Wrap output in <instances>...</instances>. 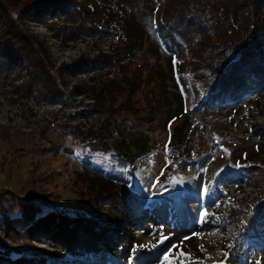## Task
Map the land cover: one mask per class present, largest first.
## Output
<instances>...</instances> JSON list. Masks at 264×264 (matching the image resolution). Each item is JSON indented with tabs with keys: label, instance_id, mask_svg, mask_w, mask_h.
I'll use <instances>...</instances> for the list:
<instances>
[{
	"label": "rangeland",
	"instance_id": "rangeland-1",
	"mask_svg": "<svg viewBox=\"0 0 264 264\" xmlns=\"http://www.w3.org/2000/svg\"><path fill=\"white\" fill-rule=\"evenodd\" d=\"M30 1L0 0V5L17 18ZM169 4L162 0L161 15ZM229 5L237 9L232 1ZM23 23L48 46L56 67L115 55L123 47L115 45L113 35L87 34L85 24L69 16L26 18ZM235 24L245 35L242 18ZM195 40L222 43L223 38L211 34ZM216 51L208 47L200 54L212 56ZM193 52L185 45L182 52L158 56L145 43L132 57L115 56L120 64L129 63L124 74L106 66L64 71L58 76L67 94L56 100L46 96L42 83L39 96L35 95L29 89L34 72L20 73L11 68L15 59L12 65L4 59L0 65V208L33 198L48 208L78 209L114 223L128 220L130 235H126L135 247L172 241L153 260L167 257L173 264H218L224 259L237 264L232 258H238L239 264H264V223L246 226L238 211L259 192L254 185L259 172L252 174L250 167L264 163L260 131L264 130V83L256 90H234L221 103L201 99L209 86L203 76H190L187 70ZM170 63L174 83L182 88L186 80L187 88L177 86L179 93L171 92L172 97L166 92L160 97L158 84L151 81L132 90L137 71L146 80L149 73L159 76L156 67L162 66L161 77L172 80ZM123 76L126 83L121 84ZM194 79L197 89L191 85ZM102 86L106 92L110 88L117 92L106 95L100 91ZM133 135L148 151L137 152ZM93 177L114 181L118 189L101 198L85 197L98 193L88 183ZM36 193L41 195L34 197ZM187 231L191 232L184 235ZM50 235L35 233L29 241H20L0 230V256H8L7 249L16 256L22 253L19 249L35 254L36 263L47 264L55 250L62 251ZM63 258L75 264H105L67 252ZM5 259L0 257V264H10Z\"/></svg>",
	"mask_w": 264,
	"mask_h": 264
},
{
	"label": "trees",
	"instance_id": "trees-1",
	"mask_svg": "<svg viewBox=\"0 0 264 264\" xmlns=\"http://www.w3.org/2000/svg\"><path fill=\"white\" fill-rule=\"evenodd\" d=\"M168 1L172 4L166 7V12L162 15L160 11L162 0H32L20 9L19 14L21 15L17 18L6 14L5 8L0 5V29H2L0 30V65L4 63V59L12 65L11 61L15 59L11 66L12 69L20 73L24 69L34 72L32 77H29V89H33V93L38 95L37 88L42 83L45 86L46 96L56 100L67 94L61 88V80L58 76L64 71L106 66L108 69L116 68L124 74L129 63L120 64L115 58L116 55L132 57L145 43L151 53L158 56L167 52L172 54L177 50L182 52L186 45L189 46L190 51H196L193 52L187 69L190 76L195 74L197 78L198 74L203 76L202 81L209 86L206 95H201V99L221 103L224 97L234 93L232 92L234 90L255 89L256 86L263 85L264 0ZM222 1L224 4H220ZM230 1L237 4L235 5L237 9L232 8L234 5H229ZM251 12L252 15L249 17ZM255 15L256 20L253 18ZM63 16H69L75 21L84 23V29L89 35H94L96 31L113 35L117 40L115 45L123 44V47L119 48L115 55L104 54V56H97L82 63L77 60L71 65L56 67L55 63L50 61L48 46L33 35L23 22L26 18L43 21ZM241 18L247 25L244 27L245 35L240 29L242 27L235 24ZM250 27L254 28L252 34H249ZM238 33L240 37H235L239 35ZM211 34L221 36L222 43L212 41L203 43L201 40H195L197 36L203 35L206 38ZM208 47L215 51L218 50L212 56L200 54L203 48L208 49ZM184 65L185 63L181 67L184 68ZM156 68L159 76L149 73L147 74L149 79L146 80L137 71V79L134 85L132 84V90H139L144 85L143 83L151 81L158 84L155 86L158 87L160 97L163 93L165 95V92L170 97H172L171 92L177 95L179 85L178 82L173 81V63L169 65L172 80L161 77L162 66ZM20 75L23 76V74ZM124 77L121 84L126 83ZM110 80L115 81L113 78ZM180 80L183 78L180 77ZM180 80L179 82L182 83ZM183 83L185 87L182 88H187L188 81L184 80ZM196 83L194 79L191 85L197 89ZM179 88L182 90L180 86ZM100 91H105L104 86ZM115 92L117 90L110 88L106 95ZM102 103L105 104L104 101ZM260 131L264 133L263 129ZM133 137L132 145L138 150L137 152L148 151L147 146L138 142V135H133ZM10 142L12 145L16 144L15 139ZM250 169L252 174L259 172L254 179V185L259 188V192L256 198L247 200L245 205L239 206L238 211L243 215V223L246 226L249 223L250 226L264 223V163L253 165ZM249 179V181L253 179L251 174ZM88 183L98 190V193L85 197L101 198L118 189L116 182L100 177L90 178ZM39 195L41 194L36 193L34 197ZM43 207H47L44 201L38 202L33 198L16 200L10 206H2L0 208V230L4 233L9 232L13 238L20 241H29L35 233L51 234L52 241L59 242L62 251L56 253L59 250H55L56 252H53L47 264H75L72 260H62L65 259L63 256L66 252L72 256L74 254V256L101 259L105 264H173L172 260L167 257L162 260H153L156 256L159 257L172 241L161 242L155 247H151V244H145L140 248L135 247L134 241L132 242L133 238L128 239L126 235L127 233L130 235L128 220L114 223V221L97 219L78 209L51 206L45 211ZM162 216L166 219V213ZM170 219L172 220L173 217ZM247 219L251 221L247 222ZM189 232L191 231H187L184 235H189ZM1 250L0 248V252ZM16 251L22 253L13 256L11 250L7 249L8 256L5 257L2 254L0 257L6 258L5 260L10 264H38L35 262V254L23 253L19 249ZM225 254L227 256L228 252L225 251ZM237 259L232 258L239 264ZM218 264L228 263L223 259ZM246 264H252V262Z\"/></svg>",
	"mask_w": 264,
	"mask_h": 264
}]
</instances>
